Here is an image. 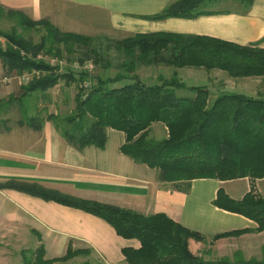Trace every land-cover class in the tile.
<instances>
[{"label": "trees", "instance_id": "obj_1", "mask_svg": "<svg viewBox=\"0 0 264 264\" xmlns=\"http://www.w3.org/2000/svg\"><path fill=\"white\" fill-rule=\"evenodd\" d=\"M207 1L210 0H173L146 17H195L204 12L201 7ZM0 17L12 22L10 31L0 30V37L5 40L4 44L0 42L5 73L41 71L20 85L17 96L0 99V108L18 102L26 124L38 129L44 120H49L77 148L103 147L107 128L119 130L124 134L121 152L156 168L161 181L187 185L195 178H248L249 189L241 198L230 197L220 187L213 203L252 219L256 223L254 231L264 230V196L253 184V180L264 178V98L225 91L211 94L205 86L187 85L176 76L147 83L135 72L139 64L164 56L176 67H217L231 76L264 75V48L176 33H138L121 39L91 36L61 30L48 19L33 20L20 10L1 5ZM17 27L25 33L17 32ZM32 33L38 36L37 40ZM104 42L107 44L103 48ZM110 48L124 55L120 66L125 72L113 76L103 72L109 64L104 55ZM39 52L80 64L89 60L94 72L90 75L83 69L59 71L56 66L28 56ZM85 79L91 81L86 88L81 86ZM60 82L62 89H75L73 107L65 113L48 111L47 107L52 102L49 89ZM178 88L187 93L177 94ZM154 124L165 127L162 137L153 133ZM0 187L83 209L105 220L118 235L137 239L139 247L122 248L126 264H264V249L260 260L246 259L239 251L232 257L204 258V253H211L210 247L191 252L189 238L206 241L205 236L162 212L145 215L62 194L37 182L9 179ZM245 231L248 230L214 234L211 240ZM91 253V248L74 247L71 243L63 255L53 258L45 257L42 243L29 253L20 251L21 264L65 263L76 256L85 257L80 264H105L89 257Z\"/></svg>", "mask_w": 264, "mask_h": 264}, {"label": "crops", "instance_id": "obj_2", "mask_svg": "<svg viewBox=\"0 0 264 264\" xmlns=\"http://www.w3.org/2000/svg\"><path fill=\"white\" fill-rule=\"evenodd\" d=\"M171 1L0 0V5L20 10L33 20L48 19L61 30L91 36L121 39L138 33H176L264 48V0H210L202 7L204 12L195 17H146ZM169 60L163 56L141 64V79L154 83L176 76L187 80L188 85L205 86L211 94L225 91L264 98V76L235 83L237 87L233 89H219L212 81L224 75L223 72L204 67H176ZM211 70L215 72L210 74ZM0 72L2 78L1 61ZM206 76L210 78L209 84L195 83ZM1 84L0 99L18 95L15 92L19 87L14 80ZM68 88L62 91L63 99L71 102L73 96L66 92ZM176 91L187 93L183 88ZM38 105L43 104L38 102ZM151 129L156 136L165 134L161 124H154ZM106 134L103 147L77 148L51 121L44 120L40 128H33L22 118L19 103L6 104L0 108V183L9 179L37 182L62 194L129 208L145 215L165 213L205 236L206 241L189 238L188 247L193 253L210 247L219 255L239 251L244 258H250L263 251L264 240L257 239L264 235V230L254 231L256 223L252 219L213 203L220 187L230 197L241 198L249 189L248 178H238L248 181L244 188H228L225 186L228 180L215 178H195L187 185L161 181L156 168L121 152L123 132L107 128ZM5 225L14 229L24 226L35 233L44 245L45 257L48 251L56 253L46 258L63 255L71 243L91 248L94 260L126 264L122 248L140 245L137 239L118 235L105 220L83 209L0 187V228ZM242 229L248 231L211 240L214 234Z\"/></svg>", "mask_w": 264, "mask_h": 264}, {"label": "rangeland", "instance_id": "obj_3", "mask_svg": "<svg viewBox=\"0 0 264 264\" xmlns=\"http://www.w3.org/2000/svg\"><path fill=\"white\" fill-rule=\"evenodd\" d=\"M207 4L208 3L206 2L204 5H207ZM204 5L202 7H204ZM11 26H12V22L0 17V30L10 31ZM16 31L21 32V33H25L20 27H17ZM32 36H33L34 40L38 39V36L35 33H32ZM1 38L2 37H0V42L4 44L5 40H4V38H2L3 41H1ZM106 44H107V42L103 43V48L105 47ZM104 56L107 57L104 60L109 59V64L107 65L108 67H106L107 69L103 72H105L106 74H109L111 76L115 75L118 72L119 73L125 72L123 69H121V66H120L121 62H123L125 59V57L122 53L116 52L115 49L110 48V50L108 51V55H104ZM190 67H194V66H190ZM2 68H3V66H2ZM99 68H100V65L98 66V69ZM210 69H217L216 71L223 72V74H224L221 76L219 75L218 77H216L212 81V83L215 86H218L219 89H233L234 87H237L236 85L240 81L247 80L245 82H249V79H247V78L252 79L253 77H257V76H264V75L231 76L223 69H220L217 67H213ZM135 72L140 77H141V75H143L142 74L143 71L141 69V64H139L137 66ZM212 72H215V71L211 70L210 74H212ZM3 74L7 75L5 73V71ZM225 75L227 77H229L228 80L226 79ZM210 77H211V75H210ZM1 80H2V78L0 76V87L3 86L1 84V82L3 80L2 81ZM12 80H14L15 85H17V87H19V89H17V91L15 92L17 95L20 93V85L25 84V83L19 82L17 79H12ZM188 81H193V80H188ZM209 81H210L209 76L208 77L206 76L205 78L204 77L199 78L198 80H196L195 83L206 85V84L210 83ZM186 82H187V80H186ZM235 83H236V85H233ZM62 84H63V82H60L59 84H57L53 88L49 89L52 102L47 104L48 111L65 113L73 107V103H72L73 98H72L71 102H66L63 99L65 95L63 94L62 91H64L65 89L64 88L62 89V87H63ZM66 92H68L71 96H73L75 89L73 87H70V88H68V91H66ZM177 94L182 95L183 93L180 91H177ZM156 137L159 138L162 136H156ZM248 181L250 184L251 182L249 179H248ZM248 181L246 179L245 180L244 179L228 180L227 181L228 183H226L225 186L228 188L237 187V186L240 188H244L247 185ZM253 184L255 185L256 190L262 196H264V178L253 180ZM259 240H264V235H262L261 237H258L257 241H259ZM38 245H39V240L37 238V235L35 233H33L32 231H30V229H28L27 227L21 226L18 229H14L12 226L5 225L4 227L0 228V264H21L20 251L21 250H28V253H29L32 250H34L35 247ZM74 247H80V246H74ZM80 248H83V247H80ZM53 255H56V253H54V252L51 253L50 251H48L46 254V257H51ZM221 256L232 257L233 253L229 254V255H219V253H216L215 251H212V249H211V253H204L203 254L204 258H217V257H221ZM89 257L93 258L92 254H90ZM84 258L85 257H82V256H76V257H73L72 259H70L69 261H67L65 263L55 262L53 264H80ZM250 258H255L257 260L262 259L263 258V251H260L258 254H255V256H252ZM250 258H246V259H250Z\"/></svg>", "mask_w": 264, "mask_h": 264}, {"label": "built area", "instance_id": "obj_4", "mask_svg": "<svg viewBox=\"0 0 264 264\" xmlns=\"http://www.w3.org/2000/svg\"><path fill=\"white\" fill-rule=\"evenodd\" d=\"M1 41H3L2 38ZM28 56L34 57L35 59L38 60H42L44 63L50 66H56L59 71H64L67 69L72 71H77L83 69L86 70L90 75H92L94 72V64L89 60L85 61L83 64H80V62H78L77 60L68 62L67 59L65 58H58L56 56L45 54L42 52H39L35 55L29 54ZM40 73L41 71L38 69H31V70L23 71L20 74L13 73V74L3 75L2 80L7 81L10 79H17L19 82L27 83L28 81H30V79H32L35 76H38ZM90 84L91 81L89 79H85L82 81L81 86L86 88L89 87Z\"/></svg>", "mask_w": 264, "mask_h": 264}]
</instances>
